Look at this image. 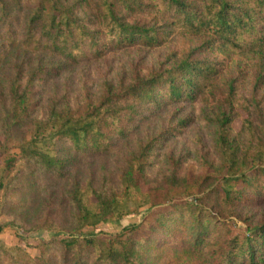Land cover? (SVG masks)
<instances>
[{
	"label": "rangeland",
	"instance_id": "1",
	"mask_svg": "<svg viewBox=\"0 0 264 264\" xmlns=\"http://www.w3.org/2000/svg\"><path fill=\"white\" fill-rule=\"evenodd\" d=\"M25 2L34 6L36 0ZM126 14L130 21L161 23L150 14ZM17 18L23 22L22 16ZM11 22L9 28L5 24L0 28V167L8 156L18 153L15 144L30 137L26 125L6 128L12 85L20 89L32 68H50L58 63L51 64L55 59L46 54L14 46L5 31L17 30L19 36L21 31L15 20ZM200 38L175 34L151 48L135 45L109 49L34 82L28 122L44 119L51 107L82 114L96 103L106 85L128 81L134 74L163 71L183 57L216 66V73L192 98L171 100L162 90L157 101L137 107V114L126 110L119 113L114 126L121 130L116 133L112 127L105 129L112 142L106 152L75 156L69 140L56 141L57 155L64 160L62 176L48 173L34 161L17 160L0 190V246L12 249L6 254L0 252V264H24L28 258L38 259V264H70L71 256L67 259L59 245L46 243L87 234H120L126 226L139 223L145 207L129 204L131 211L118 220L77 228L72 194L88 185L102 197L121 195L125 172L142 154L140 193L135 194L138 200L147 190L167 183L179 189L186 185V199L206 194L202 206L216 221L235 220L239 226L264 222L263 199H237L226 208L212 195L235 169L249 172L254 165H264V158L256 156L257 150H264V53L228 54L201 46L205 38ZM231 162L234 167L228 171ZM229 183L234 190L242 188L240 182ZM94 201L95 197H90L89 202ZM174 253L169 246L150 250L142 264H202ZM91 261L84 256L81 264Z\"/></svg>",
	"mask_w": 264,
	"mask_h": 264
},
{
	"label": "trees",
	"instance_id": "2",
	"mask_svg": "<svg viewBox=\"0 0 264 264\" xmlns=\"http://www.w3.org/2000/svg\"><path fill=\"white\" fill-rule=\"evenodd\" d=\"M128 11L150 14L161 23L130 21ZM14 20L21 36L17 30L5 31L14 46L46 54L55 59L51 64L58 63L50 68H32L20 89L12 85L6 128L26 125L30 137L17 142L18 153L8 156L0 167V190L17 160L34 161L48 173L62 176L64 160L56 152L59 139L70 141L68 146L75 156L106 152L112 142L105 129L112 127L116 133L121 130L114 126L119 113L126 110L137 114V107L157 101L162 90L171 100L192 98L216 73V66L183 57L163 71L134 74L128 81L106 85L96 103L82 114L51 107L44 119L28 122L33 85L43 75L109 49L159 46L175 34L205 38L201 46L228 54L264 53V0H36L34 6H28L25 0H0V28L3 24L9 28ZM144 156L125 172L121 195L102 197L88 185L72 194L77 228L118 220L131 211L129 204L145 207L139 223L126 226L120 234H87L45 243L59 245L67 259L71 256L70 264H81L84 256L93 259L91 264H142L147 252L163 246L202 264H264V222L239 226L235 220L216 221L202 206L206 194L186 199V185L179 189L167 183L147 190L138 200L135 194L140 193ZM256 156L262 160L264 150H257ZM233 165L228 164V171ZM230 181L240 182L242 188L234 190ZM213 193L217 203L226 208L237 199L264 200V165H254L249 172L235 169ZM92 196L93 203L89 202ZM11 250L0 246L2 254ZM28 259L24 264H38V259Z\"/></svg>",
	"mask_w": 264,
	"mask_h": 264
}]
</instances>
